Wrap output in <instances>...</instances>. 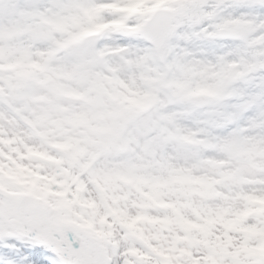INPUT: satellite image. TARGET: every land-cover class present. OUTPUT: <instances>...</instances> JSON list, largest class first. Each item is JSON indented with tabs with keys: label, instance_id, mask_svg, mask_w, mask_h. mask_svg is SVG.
Segmentation results:
<instances>
[{
	"label": "snow or ice",
	"instance_id": "obj_1",
	"mask_svg": "<svg viewBox=\"0 0 264 264\" xmlns=\"http://www.w3.org/2000/svg\"><path fill=\"white\" fill-rule=\"evenodd\" d=\"M0 264H264V0H0Z\"/></svg>",
	"mask_w": 264,
	"mask_h": 264
}]
</instances>
